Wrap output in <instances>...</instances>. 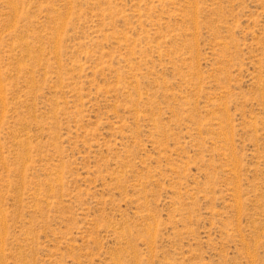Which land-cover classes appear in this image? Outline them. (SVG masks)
<instances>
[{"label":"rangeland","instance_id":"1","mask_svg":"<svg viewBox=\"0 0 264 264\" xmlns=\"http://www.w3.org/2000/svg\"><path fill=\"white\" fill-rule=\"evenodd\" d=\"M0 264H264V0H0Z\"/></svg>","mask_w":264,"mask_h":264}]
</instances>
